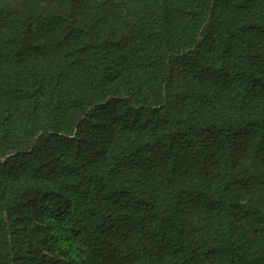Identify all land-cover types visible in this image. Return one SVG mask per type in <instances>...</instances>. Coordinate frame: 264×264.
<instances>
[{"label": "trees", "instance_id": "trees-1", "mask_svg": "<svg viewBox=\"0 0 264 264\" xmlns=\"http://www.w3.org/2000/svg\"><path fill=\"white\" fill-rule=\"evenodd\" d=\"M0 264H264V0H0Z\"/></svg>", "mask_w": 264, "mask_h": 264}]
</instances>
